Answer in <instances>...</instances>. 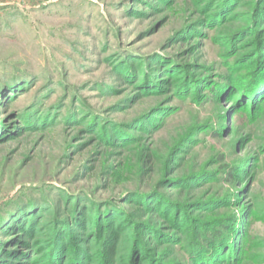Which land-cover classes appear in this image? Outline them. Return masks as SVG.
Wrapping results in <instances>:
<instances>
[{
  "label": "rangeland",
  "instance_id": "obj_1",
  "mask_svg": "<svg viewBox=\"0 0 264 264\" xmlns=\"http://www.w3.org/2000/svg\"><path fill=\"white\" fill-rule=\"evenodd\" d=\"M223 2L0 0V224L31 204L39 234L71 225L76 209L89 226L109 210L112 228L126 227L105 262L88 264H131L134 241L140 264H186L189 235L225 222L221 264H264V93L254 104L234 86L256 45L239 34L256 25L264 39V20L259 0H229L211 21ZM119 64H138L135 77ZM146 77L158 84L149 92ZM113 126L127 141L102 139ZM14 232L0 243L27 257L7 262L41 264L45 238L17 248Z\"/></svg>",
  "mask_w": 264,
  "mask_h": 264
},
{
  "label": "trees",
  "instance_id": "obj_2",
  "mask_svg": "<svg viewBox=\"0 0 264 264\" xmlns=\"http://www.w3.org/2000/svg\"><path fill=\"white\" fill-rule=\"evenodd\" d=\"M229 0H224L223 3H220L219 5V11L221 12L216 13L217 16H214L211 18V21L214 20H221L222 14L225 12V7L228 4ZM232 1V0H231ZM254 11L255 15L257 17L256 23H259L261 21L260 19L264 20V0H259L258 4L254 5ZM219 17V19H217ZM263 24V23H262ZM254 26H249L247 29H244L240 32L241 33H252V36L255 37V40L252 42L255 45L254 50L252 51V54H248L244 58L246 59L244 66V69L247 73H244L243 75H239L238 77H241L240 79L242 82H239L237 80L234 84L235 87H237V91L240 94V98H248L252 99L253 103L255 104L258 101V98L263 95L264 93V39H260L261 34L259 32H255ZM255 32V33H254ZM132 61V59H128ZM161 63L163 60H159ZM141 64V62H140ZM138 64H124V65H118V69L120 68V75L126 76L130 79L134 78L135 75L132 74L133 68H139ZM136 70V69H135ZM147 78V77H146ZM232 82V81H231ZM140 83L142 85V90L151 91L154 90L158 84H156L152 79H149V77L145 80L143 78L140 79ZM161 113V112H159ZM156 121V117L152 116L150 118H147L146 121H152L151 125L149 126L150 129L154 128L157 124L154 122ZM39 122L43 125L47 123L46 118L40 119ZM38 122V123H39ZM33 122H30L29 119L26 121V125H30ZM35 125V123H33ZM149 129V128H145ZM105 130H111L107 133L102 130V136L105 141H111L117 140L121 142L127 141L125 134L119 130V128H116L113 126L112 129H105ZM150 131V130H145ZM195 184L198 183V180L193 182ZM132 202L142 204L144 206L154 207L157 210H160L161 214L163 216L169 215V212L172 209H167L166 206L163 205L160 201L157 199L155 200H147L145 198H138V196L132 197ZM153 205V206H152ZM77 206V204L75 205ZM35 207L31 204L26 209L20 208L18 209V213L15 216H10V220L7 224H5V221H2L0 224V230L3 233H7V231H15L14 240L12 241L14 243V247H24L25 249H31V245L28 244V240H34V237L38 234L41 237H44L45 240L39 241L40 247H44V250L41 251V255L38 256V261L40 260L41 264H63L64 260L67 259V264H88L90 261H93L96 258H99L101 262H105L106 259H104L105 256L111 253L110 249L112 248L113 240L115 239L116 232H120L121 228L126 227V225L121 226V223L116 225L112 228L110 224L113 223L115 219V215H109V210H106L105 213L100 214L98 212V216L96 217V221L92 226L87 223V221H84L85 214L83 215L79 209L75 210V215L72 218V224L69 225L66 221L60 222L57 226L54 223L53 227L50 229H47L44 233H40L39 231L41 228L38 227V220H37V212H34ZM170 210V211H169ZM15 214V213H14ZM105 215V216H104ZM118 215V214H117ZM116 215V216H117ZM117 218V217H116ZM30 220V221H29ZM87 220V218H86ZM54 221V220H53ZM116 221V219H115ZM173 225L176 228H181L184 226L193 223L190 221L189 218H186V216H183L182 218H175L172 216ZM190 222V223H188ZM196 225V226H195ZM197 224L193 223L191 226L187 227L186 231H189V229L198 227ZM88 226V227H87ZM120 226V228H119ZM202 226V225H201ZM6 227V228H5ZM11 227V228H10ZM222 227V228H220ZM230 227L227 224H220L219 228L212 226L209 229L204 228L203 238L197 237V235H189L188 240L186 241V253H187V262L186 264H221V263H227L228 259L227 257H224L223 249L225 248V237L227 236V233L223 232V228ZM9 228V229H8ZM86 230L88 232L86 233ZM104 230V232H103ZM231 232V229L229 230ZM85 232V234H84ZM156 233V231H155ZM189 234V233H188ZM84 236H93L94 238L92 241H95V243H100L99 252L98 254L92 255L91 248H89V244H86L88 246H85L86 240ZM154 236H157L159 238V234H155ZM26 240V241H25ZM159 240V239H156ZM167 238H165V241ZM91 241V240H90ZM82 243V244H79ZM168 242V241H166ZM90 243V242H89ZM6 244L0 243V262L1 264H9L7 261H18L20 256L27 257V254L18 253L16 251H13L11 249L5 250ZM34 246V245H33ZM140 244L137 242L132 243V257H131V264H137V259L139 261V256L144 258V254L141 255V251L139 250ZM16 249V248H14ZM142 250V249H141ZM139 254V256H138ZM234 254V253H233ZM6 258L7 260H5ZM141 258V259H142ZM227 260H226V259ZM36 261V260H35ZM142 261H139V264ZM167 264H175V263H167Z\"/></svg>",
  "mask_w": 264,
  "mask_h": 264
}]
</instances>
